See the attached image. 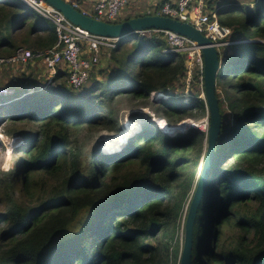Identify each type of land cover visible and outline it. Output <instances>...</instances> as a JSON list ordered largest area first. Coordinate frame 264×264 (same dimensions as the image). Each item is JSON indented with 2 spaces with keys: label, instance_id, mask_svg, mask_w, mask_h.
<instances>
[{
  "label": "trees",
  "instance_id": "1",
  "mask_svg": "<svg viewBox=\"0 0 264 264\" xmlns=\"http://www.w3.org/2000/svg\"><path fill=\"white\" fill-rule=\"evenodd\" d=\"M15 1L0 0V56L53 47V25ZM204 7L211 20L216 9L219 26L231 32L217 49L221 133L190 264H264V0H205ZM167 47L134 33L93 67L82 92L58 71L52 85L28 94L35 82L27 77L23 91L0 96V114L8 105L11 120L21 123L5 131L14 160L0 169V264H179L178 230L207 133L160 130L198 121L207 107L196 69L183 95L186 55L165 53ZM167 89L180 93L150 101ZM125 107L163 120L139 111L122 116ZM125 117L139 130L129 129L121 150L103 154L124 132Z\"/></svg>",
  "mask_w": 264,
  "mask_h": 264
},
{
  "label": "built area",
  "instance_id": "2",
  "mask_svg": "<svg viewBox=\"0 0 264 264\" xmlns=\"http://www.w3.org/2000/svg\"><path fill=\"white\" fill-rule=\"evenodd\" d=\"M19 4L38 14L41 18L51 23L54 27L57 42L49 50L33 52L31 50L19 47L10 56H0V68H9L16 66H26L35 60H39L44 66L46 72L51 78L55 76L61 68L67 73L68 87L73 90L81 89L89 79L93 67L99 64V56L102 51L115 49L120 40L106 38L91 34L66 20L63 15L43 0H17ZM86 0H71L74 8H80L81 2ZM194 0H177L176 6L166 3L157 14H163L181 20L190 19L195 27L201 31L208 39L213 42L222 39L225 35L230 34L228 28H221L217 22L202 15V4L198 1L191 5ZM128 0H94L93 11L88 14L83 10L82 14L100 21L110 22L118 18L121 9L127 4ZM187 8L191 10L188 12ZM148 13H151L148 11ZM139 35L150 38L156 36L165 41L170 47L171 52H183L187 54V75L189 80L192 69L195 66L199 68L202 80L203 61L198 47L188 39L177 34L160 31L147 30L139 32ZM222 44H216L220 46ZM2 94L10 95L8 88L0 89ZM164 97L161 93H151L150 101ZM202 97V95H201ZM152 120L160 124L162 119L155 118L152 112H148ZM206 117V116H205ZM159 120V121H157ZM189 124L195 128L204 130L207 126V117L201 122H191Z\"/></svg>",
  "mask_w": 264,
  "mask_h": 264
},
{
  "label": "water",
  "instance_id": "3",
  "mask_svg": "<svg viewBox=\"0 0 264 264\" xmlns=\"http://www.w3.org/2000/svg\"><path fill=\"white\" fill-rule=\"evenodd\" d=\"M44 1L59 11L69 22L94 35L107 38H123L134 32L154 29L170 31L185 36L195 42L200 48L204 63L203 82L205 102L209 114V128L207 132L205 155L203 157L195 190L189 203L183 225V244L179 264H190L192 256L193 225L205 189L206 179L213 161L215 145L221 133V115L219 112L218 101L215 97V78L219 69L218 52L212 46L211 41L205 38L192 25L169 17L145 15L142 17L131 18L120 23H107L82 15L65 0ZM114 137L110 138L108 143Z\"/></svg>",
  "mask_w": 264,
  "mask_h": 264
},
{
  "label": "rangeland",
  "instance_id": "4",
  "mask_svg": "<svg viewBox=\"0 0 264 264\" xmlns=\"http://www.w3.org/2000/svg\"><path fill=\"white\" fill-rule=\"evenodd\" d=\"M12 1H15V0H12ZM158 1L159 0H140V1L128 0L127 4L121 9V12H120L119 17L118 18H115L114 20H111L110 22H119V21H123V20L129 19V18L135 17V16L144 15V14H146L147 11L153 12V14H154L155 13V10H156L155 9V6H154V2L156 4H158ZM247 1H250V0H247ZM82 8L84 10H86L88 14H91L92 11H93V4H91L90 1H88L87 3H84L82 5ZM106 54H108V53H104V55H106ZM101 60H102V57L100 58V61ZM186 68H187V65H186ZM37 69H39V72H41V70L44 71V67L41 66V65ZM194 69H196V68L193 67L192 72H191V76H190L189 80H187L188 75H187V72H186V77H185V80H184L185 87H184L183 91H186L187 93H190V90H189V82L191 81L192 73H193ZM39 72H37L35 75H31V78H32L31 81L32 82H29V81L28 82L31 83V84L33 82H35V84H36L39 81L42 84L40 86H43L44 87V85H46L45 82L48 79V75H47V73H42L41 72V74H40ZM7 78H8L7 69L6 68H0V89L6 87V86H4V83L7 80ZM88 82L81 89L74 90V91H76L78 93L79 92H82L83 89H84V87L88 84ZM31 84H26V85H31ZM67 85H68V83H67ZM37 87L38 86H36L35 88H37ZM12 93L10 95H8V96H11ZM176 93H180V92L177 91ZM3 95H5V94H2V96ZM201 95H202V93H201V90H200V95L199 96H201ZM5 97H7V95ZM203 99L205 100V96L204 95H203ZM161 100L164 101V99H161ZM158 101H159V99L157 101H156V99L154 100L155 103L158 102ZM1 107H7V108H5V110H3V113L0 114V169L7 171V170H9L11 168V164H12V162L14 160V157L10 153V150H9L10 139L7 136H5V134H6L5 131L7 130V128L13 127V124H15L14 126H16V128H19V126H20L21 123L18 124V122H20V121H12L11 118L9 117V115H8V109H10L9 108L10 106H8V105L2 106V104H1ZM5 111H6V113H5ZM138 111L141 112V113H147V114H148V112H151L147 108H143V109H139V110H132V109H128V107H125L122 116H127L128 117V115L130 113L138 112ZM208 116H209V114H208V110H207V114H206V117H207V126L203 130L204 132H206L208 130V127H209ZM127 117H125L124 120L121 121V122H123V124H122L123 125V130L122 131H124L126 133L124 135V140H122L121 142L118 141V143L112 145L111 147H108L107 150L105 151L104 150V147L106 148V145H107L106 144L102 148L103 154H108V153H111V152L116 151V150H121L123 148L124 144L127 142L126 141V136H127V133L130 131L129 130L130 128H127L128 126L126 127L128 121H129ZM206 117H204V118H202V119H200L198 121H193L191 119H185L182 122H180L179 124L174 125V126H178L181 123H189V121L194 122V123L195 122H201V125H202V121ZM131 123L132 124H134V123L136 124V122H131ZM171 127H173V126H171ZM190 128H195V127L192 126V125H189V128L188 129H190ZM164 129L165 128H161L160 131L163 132ZM138 130H139V127H138ZM138 130L135 131V132L132 131V133L133 132L136 133V132H138ZM185 132L177 131V132H174L172 135H170L168 133H166V134H168V136H175L176 134H179V133L180 134H183ZM134 133H133V135H134ZM133 135H131V136H133ZM1 147H3V149ZM180 238H181V244H183V231H181V228L178 230V239H180ZM210 247L211 246H209V248ZM180 255H181V253H180ZM179 259H180V257H179ZM203 263L206 264L207 263V260L206 259L205 260L203 259Z\"/></svg>",
  "mask_w": 264,
  "mask_h": 264
},
{
  "label": "bare ground",
  "instance_id": "5",
  "mask_svg": "<svg viewBox=\"0 0 264 264\" xmlns=\"http://www.w3.org/2000/svg\"><path fill=\"white\" fill-rule=\"evenodd\" d=\"M44 1V0H43ZM44 2H46V1H44ZM67 2L71 5V7H73V5H72V3H71V0H67ZM88 2V0H86V3ZM176 3H174V4H172V3H169V2H165L164 4H166V3H168V4H170L171 6H176L177 5V0L175 1ZM47 3V2H46ZM85 3V1L84 2H81V4H80V8H74L75 10H77L78 12H80L81 14H82V12H83V8H82V5ZM48 4V3H47ZM164 4H162L160 7H157V9L155 10V13L153 14V12H151V13H148V11L146 12V15H158V16H163V17H169V18H171V19H175V20H177V21H181V22H185V23H189L190 25H192L194 28H196L195 27V25H194V23L190 20V19H188V20H181V19H179V18H173V17H170V16H166V15H163V14H157V12L158 11H160V8L164 5ZM50 5V4H49ZM51 6V5H50ZM54 8V7H53ZM55 9V8H54ZM189 8H187V10H188ZM84 11H86V10H84ZM87 12V11H86ZM82 15H84V14H82ZM203 16H207L208 17V15L207 14H202ZM86 16V15H85ZM64 17V16H63ZM87 17H89V16H87ZM65 18V17H64ZM92 18V17H91ZM209 18V17H208ZM212 18H213V21L215 20L216 22H217V24H218V21H217V17H216V14L215 13H213V15H212ZM66 19V18H65ZM94 19V18H93ZM67 20V19H66ZM97 20V19H96ZM100 21V20H99ZM103 22H106V21H103ZM71 23V22H70ZM107 23H110V22H107ZM74 25V24H73ZM219 25V24H218ZM78 27V26H77ZM221 27V26H220ZM221 28H223V27H221ZM197 29V28H196ZM198 30V29H197ZM144 31H147V30H144ZM199 31V30H198ZM140 32H143V31H140ZM168 32H170V31H168ZM202 35H203V33L201 32V31H199ZM134 33H137V34H139V32H134ZM134 33H131V34H129V35H132V34H134ZM171 33H173V32H171ZM175 34V33H174ZM129 35H127V36H125V37H123V38H113V39H118V40H122V39H124V38H126V37H128ZM178 35V34H177ZM98 36V35H97ZM179 36H182V35H179ZM205 38H207L205 35H203ZM228 36V34L227 35H225L222 39H220V40H217L216 42H213V41H211L210 39H208L209 41H211V43H212V46L216 49V51L218 52V48H220V47H223V46H225V45H227L228 43H226V42H224V40H225V38ZM143 37H145V36H143ZM182 37H184V38H186V39H188L187 37H185V36H182ZM107 38V37H106ZM189 41H191V42H193L192 40H190V39H188ZM57 42V41H56ZM196 46H197V44L195 43V42H193ZM56 44V43H55ZM216 44H222V45H220V46H216ZM168 46V45H167ZM54 47V46H53ZM198 47V46H197ZM52 48V47H51ZM51 48H49V49H51ZM26 49V48H25ZM49 49H46V50H49ZM198 49H199V52H200V55H201V58H202V61H203V57H202V54H201V51H200V48L198 47ZM28 50H30V49H28ZM32 51V50H31ZM43 51H45V50H43ZM110 50H108V51H102L101 52V54H100V56H99V63H100V58L101 57H103V55H104V53H108ZM33 52H35V51H33ZM36 52H38V51H36ZM165 53H178V54H185L186 55V62H187V54L186 53H183V52H171L170 51V47L168 46L167 47V49L164 51ZM218 59H219V54H218ZM34 62H38L41 66H43L42 65V63L39 61V60H35V61H33L32 63H34ZM186 62H185V64H186ZM219 66H220V62H219ZM44 67V66H43ZM194 67L196 68V70L199 72V83H200V90H201V93H202V97L201 96H199V98H201V99H203V95L205 96V94H204V82H203V70H202V80L200 79L201 78V74H200V71H199V68L197 67V66H195L194 65ZM203 68H204V63H203ZM219 70V69H218ZM44 71L46 72V70H45V68H44ZM58 71H63V72H65L66 73V71H65V69H63V68H61V69H59ZM57 71V72H58ZM47 73V75H48V79H47V82H46V84L47 85H52L53 84V82H52V79L53 78H51L50 77V75L48 74V72H46ZM57 74V73H56ZM55 74V75H56ZM67 74V73H66ZM31 92V91H30ZM164 97H161V98H158L159 99V101L158 102H161L162 100L161 99H164V100H168V99H170V97H171V95L173 96H176L177 95V93L176 92H171L170 90H168L167 89V91L165 92V93H161ZM183 95H188V93L186 92V91H184V93H183ZM216 97V96H215ZM158 99H156V101L158 100ZM208 120H209V116H208ZM177 125V124H176ZM189 123H181L180 125H178V126H173V127H169V126H167V127H164V126H162V128H165L164 130H163V132L164 133H168V134H170V135H172L174 132H177V131H181V132H187V130H188V128H189ZM130 127V129H138V125L137 124H132L131 122H129L128 121V123H127V125H126V127ZM209 128V127H208ZM191 129V128H190ZM194 129H199V128H194ZM199 130H201V129H199ZM207 130V129H206ZM201 131H203V130H201ZM208 132V130L206 131V133ZM126 133L125 132H122L118 137H116L115 139H113V140H111L107 145H106V148H105V151L107 150V148L108 147H111L112 145H114V144H116V143H118V141H122V140H124V135H125ZM129 139V138H128ZM218 141V140H217ZM217 143V142H216ZM206 144H207V140H206ZM216 146V145H215ZM205 147H206V145H205ZM183 234H184V226H183Z\"/></svg>",
  "mask_w": 264,
  "mask_h": 264
},
{
  "label": "crops",
  "instance_id": "6",
  "mask_svg": "<svg viewBox=\"0 0 264 264\" xmlns=\"http://www.w3.org/2000/svg\"><path fill=\"white\" fill-rule=\"evenodd\" d=\"M88 1H94V0H88ZM134 1H140V0H134ZM176 0H159L158 1V4H156L154 2V6H155V9L157 7H160L162 4H164L165 2H169V3H174ZM198 1H201V4H202V9H201V13L202 14H208V12L205 10V7H204V2L205 0H194L191 5H195ZM152 3V2H151ZM150 3V4H151ZM92 4V3H91ZM221 7H224V5H219V7H217L216 9H219ZM216 9H213V13H216ZM191 9L189 8L188 11H190ZM40 66V64L38 62H34V63H30L26 66H16V67H9V68H6L7 69V74H8V78L7 80L5 81L4 83V86H6L7 88L10 89L11 93L13 92L14 93V90H17V91H23L24 90V86L26 84H28V81H26L25 79L27 77H31V75H35L37 72H39V69H37L38 67ZM42 73H46L45 71H42ZM41 72H39L41 74ZM38 73V74H39ZM32 79V78H31ZM36 79V78H35ZM31 81V80H30ZM38 86L37 88H40L42 85L39 81L34 84L33 86H29L28 87V94L29 93H32L34 91V88L33 87H36ZM4 87V88H6ZM31 91V92H30ZM12 93V94H13ZM21 98V97H20Z\"/></svg>",
  "mask_w": 264,
  "mask_h": 264
},
{
  "label": "clouds",
  "instance_id": "7",
  "mask_svg": "<svg viewBox=\"0 0 264 264\" xmlns=\"http://www.w3.org/2000/svg\"><path fill=\"white\" fill-rule=\"evenodd\" d=\"M163 120V119H162Z\"/></svg>",
  "mask_w": 264,
  "mask_h": 264
}]
</instances>
